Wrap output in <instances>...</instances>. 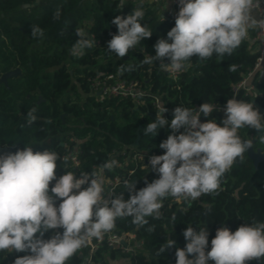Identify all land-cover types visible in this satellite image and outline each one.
<instances>
[{
  "label": "trees",
  "instance_id": "obj_1",
  "mask_svg": "<svg viewBox=\"0 0 264 264\" xmlns=\"http://www.w3.org/2000/svg\"><path fill=\"white\" fill-rule=\"evenodd\" d=\"M121 0H0V76L19 68L21 74L0 85V146L13 152L32 147L33 151L48 150L61 157L56 176L73 171L76 177L82 172L100 171V165L109 160L118 163L125 161L130 152H154L163 155L160 143L171 134L169 127L157 128L155 136L140 131L138 145L133 147L137 130L152 122L151 114L155 96H159L167 117L173 119V110L178 107L195 108L205 102L216 106L225 105L233 97L232 87L254 67L258 53L256 45L246 39L231 55L219 57L216 54L207 60L192 57L176 79L164 71L159 61L143 63L145 56H155L154 45L167 39V32L175 26V19L162 17L159 10L142 3L145 12L141 21L150 31V38L142 40L123 58H117L107 49L108 41L118 34L112 20L116 16L127 17L137 3ZM28 5V7L26 6ZM121 5H123L121 7ZM61 9L59 19L53 14ZM44 31L43 38L31 35L33 26ZM83 29L88 38L95 39V45L86 49L82 57H73L69 49L79 37L76 29ZM255 29H249L253 37ZM171 42V41H169ZM168 60L165 59V63ZM133 65V71H121ZM236 66L231 71L230 66ZM257 71L252 79L256 87L254 97L264 108V78ZM113 76V80L126 84L137 82L143 94L141 104L131 99L117 96L99 97L91 87L93 79ZM258 94V95H257ZM257 95V96H256ZM238 99L251 101V96L239 92ZM35 108L37 119L27 125V113ZM217 109V108H216ZM203 122L215 119L219 124L222 114L214 111L209 117L201 115ZM183 130V129H181ZM242 139L253 140L255 150L264 151V132H256L247 127L239 132ZM77 148L79 164L74 167L70 160L62 158ZM129 164L123 168L104 170V178L113 179L116 175L135 183L140 190L148 183L158 179L152 168L134 169ZM55 181L50 183V188ZM87 185H85L86 187ZM130 197L125 185L117 186L112 194ZM61 201L56 200L57 206ZM161 216L147 217L148 224L137 226L132 217L117 218L114 230L118 233L133 231L145 242V253L119 258L114 250L98 248L95 259L106 264H176V248H184L186 241L183 231L192 226L206 227L209 232V247L217 229L227 227L231 231L243 224L264 221V162L255 167L247 152L237 160L221 178L217 192L205 194L195 201L183 198L177 201L171 196L163 199ZM175 216L173 221L172 217ZM151 229V231H149ZM63 229L49 230L43 236L51 238ZM167 239L174 240L175 246L158 255V250ZM89 253L84 246L66 264H82ZM28 253L0 251V264H14L18 256ZM110 256L113 263H109ZM191 258V257H190ZM264 264V260H261ZM209 264L214 262L209 261Z\"/></svg>",
  "mask_w": 264,
  "mask_h": 264
},
{
  "label": "clouds",
  "instance_id": "obj_2",
  "mask_svg": "<svg viewBox=\"0 0 264 264\" xmlns=\"http://www.w3.org/2000/svg\"><path fill=\"white\" fill-rule=\"evenodd\" d=\"M178 5L175 26L167 32V39H159L154 45L155 56L146 55L142 61H159L161 68L170 73L185 70L192 57L203 61L213 54L231 55L258 23L252 12L259 0H178ZM61 14L58 7L53 18L59 19ZM144 16L142 5L126 18L116 16L112 23L118 34L108 41V51L123 58L150 38L152 31L141 22ZM31 35L43 38L44 31L34 25ZM76 35L79 39L69 52L79 58L95 45V39L88 38L81 28L76 29ZM165 59L170 62L165 63ZM134 67L121 66L120 70L133 71ZM230 70L236 71V66H230ZM216 110V105L208 102L198 110L178 106L169 124L163 115L167 109L160 105L157 119L149 122L144 132L155 136L158 126L171 130L159 145L164 154L149 157L159 178L146 181L138 191L135 183L125 182L130 192L127 200L122 194L111 200L104 195L103 171L118 167L116 159L103 162L99 173L82 172L77 178L73 171H65L57 178L61 157L55 152L24 147L0 155V251L28 253L18 256L14 264H66L90 239H99L111 231L117 218L132 217L134 224L143 226L148 224L147 217L161 216L162 201L169 196L190 202L217 192L224 174L252 148V141L242 139L240 130L247 127L264 132V114L252 102L233 96L227 100L224 119L219 124L215 119L200 121L201 115L209 117ZM35 113V108L27 113V125L35 123ZM56 200L61 201L58 206ZM60 228L62 233L43 238L49 230ZM182 234L186 246L176 248V264H246L264 260V221L245 223L234 232L227 227L217 229L210 250L206 227L197 230L188 226ZM175 243L167 239L157 254Z\"/></svg>",
  "mask_w": 264,
  "mask_h": 264
},
{
  "label": "built area",
  "instance_id": "obj_3",
  "mask_svg": "<svg viewBox=\"0 0 264 264\" xmlns=\"http://www.w3.org/2000/svg\"><path fill=\"white\" fill-rule=\"evenodd\" d=\"M124 1H131L137 3L138 5L145 3L156 7L158 10L163 9L164 10L163 13H160V10L159 13L161 14L162 17L165 18L176 17L179 12L178 0H121L120 3L123 4ZM253 13H254L253 17L257 20L258 23L257 26L254 27L255 33L253 37L248 36L247 39L250 40L251 43L256 45V52L258 53V57L256 59V64L254 65V67L243 77V79L237 85L232 87L233 96H235L236 99H238L237 95L239 92H243L244 95L247 97L250 95L251 100L255 98L254 94L256 87L253 84L252 79L257 71H261L264 74V24H261V22H264V0H259V6L253 9ZM169 62L170 61H167L166 63ZM181 72L178 73L169 72V75L173 79H176ZM90 85L93 91L95 92V94L99 97L117 96L121 98L131 99L136 105L142 103V101L139 99V96H141V94H143L144 92L137 82H131L129 84H126L122 81L113 80V76L110 75V76H104V78L102 79L95 78L91 81ZM241 100H245V99H241ZM160 105L163 107L160 97L155 96L153 100V106L156 109L155 112L156 116L157 114L160 113ZM225 105L216 106L218 111L222 114V119H224ZM254 107L257 108L255 105ZM260 112L264 114V108L263 111ZM163 115L164 118L170 124L171 120H169L167 117V111L163 113ZM200 121L203 123L201 117H200ZM79 153L80 150L74 148L71 151H69L68 154L65 155L63 158H67L66 160H70L72 165L76 167L79 164ZM153 155H158V154L148 151L130 152L126 155L124 163L120 162L118 167L123 168L129 164H133L134 168L129 170V174H133L134 169L138 166L141 169L151 168V165L149 164V157ZM108 159H112V155L108 156ZM104 179H105L104 195L106 196L105 198L109 200L112 199V194L115 188L117 186L125 185V182H127V178L122 177L120 175H116L113 179L111 178H104ZM176 200L180 201V199H176ZM85 246L89 248V253L82 264H106L101 259H95L96 250L102 247H107L110 250H114L119 258L130 257L138 253H145V242L143 239L138 238L135 232L127 231V232L118 233L114 230V228L111 231L102 234V237L99 239L97 238L90 239Z\"/></svg>",
  "mask_w": 264,
  "mask_h": 264
},
{
  "label": "water",
  "instance_id": "obj_4",
  "mask_svg": "<svg viewBox=\"0 0 264 264\" xmlns=\"http://www.w3.org/2000/svg\"><path fill=\"white\" fill-rule=\"evenodd\" d=\"M39 0H36V2H38ZM28 7V5H26ZM21 74V71L19 68H16V69H13V70H10L6 73H3L1 76H0V85L2 83H4L5 85H7V80L13 76H18ZM251 102L260 110V111H263V108L260 106V104L258 103V101L253 98L251 100ZM151 118L153 121H155L157 119V116L156 114L152 113L151 114ZM148 125V124H147ZM147 125L145 126H140L137 130V138L135 139V142L133 143V147H136L138 145V142H139V139H140V131L142 130H146L147 128ZM159 128V126H158ZM244 140H249V139H244ZM252 141V148L249 149L247 152V156L248 158H250L254 164L255 167H258V165L262 162H264V151L258 149V150H255L254 147H253V140ZM6 153H14L12 150H10L9 148L7 147H1L0 146V155H3V154H6ZM246 264H263L261 262V260H253V261H247Z\"/></svg>",
  "mask_w": 264,
  "mask_h": 264
},
{
  "label": "rangeland",
  "instance_id": "obj_5",
  "mask_svg": "<svg viewBox=\"0 0 264 264\" xmlns=\"http://www.w3.org/2000/svg\"><path fill=\"white\" fill-rule=\"evenodd\" d=\"M159 10H160V13H163V11H164L163 9H159ZM260 76H262L264 78L263 72H261ZM106 258H107V260H108L109 263H113L114 262V261H112V259L110 258V256H107Z\"/></svg>",
  "mask_w": 264,
  "mask_h": 264
},
{
  "label": "crops",
  "instance_id": "obj_6",
  "mask_svg": "<svg viewBox=\"0 0 264 264\" xmlns=\"http://www.w3.org/2000/svg\"><path fill=\"white\" fill-rule=\"evenodd\" d=\"M254 13L252 12V15H253Z\"/></svg>",
  "mask_w": 264,
  "mask_h": 264
}]
</instances>
